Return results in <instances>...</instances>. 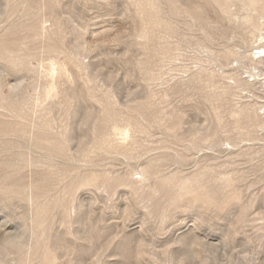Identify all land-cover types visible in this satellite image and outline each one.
<instances>
[{"label": "rangeland", "instance_id": "rangeland-1", "mask_svg": "<svg viewBox=\"0 0 264 264\" xmlns=\"http://www.w3.org/2000/svg\"><path fill=\"white\" fill-rule=\"evenodd\" d=\"M264 0H0V264H264Z\"/></svg>", "mask_w": 264, "mask_h": 264}, {"label": "bare ground", "instance_id": "bare-ground-1", "mask_svg": "<svg viewBox=\"0 0 264 264\" xmlns=\"http://www.w3.org/2000/svg\"><path fill=\"white\" fill-rule=\"evenodd\" d=\"M259 49L262 50V52H260V53H262V55L260 57H264V46H260Z\"/></svg>", "mask_w": 264, "mask_h": 264}]
</instances>
